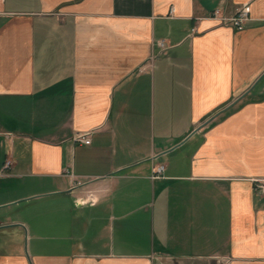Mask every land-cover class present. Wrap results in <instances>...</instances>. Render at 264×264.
Returning a JSON list of instances; mask_svg holds the SVG:
<instances>
[{"label":"crops","instance_id":"1","mask_svg":"<svg viewBox=\"0 0 264 264\" xmlns=\"http://www.w3.org/2000/svg\"><path fill=\"white\" fill-rule=\"evenodd\" d=\"M254 179L264 0H0V264H264Z\"/></svg>","mask_w":264,"mask_h":264},{"label":"built area","instance_id":"2","mask_svg":"<svg viewBox=\"0 0 264 264\" xmlns=\"http://www.w3.org/2000/svg\"><path fill=\"white\" fill-rule=\"evenodd\" d=\"M251 5L249 3L243 4L241 7H239L232 15L226 16L222 14L219 10H216L213 12L212 17L219 20L221 24L234 27L237 30H242L246 27V23L251 20ZM161 47H163V43L160 42L159 44ZM76 139L85 143L90 144L91 143V132L85 133V134H78L76 136ZM11 165V162L7 160L5 162V165L3 167V171L8 169ZM164 172H165V165L158 163L156 165H153L152 171L150 174V178L154 180L162 179L164 178ZM255 183V189L259 192L264 193V179H254ZM80 203H86L87 200H79ZM155 261H157V264H166L161 260V257L159 254H155L153 256Z\"/></svg>","mask_w":264,"mask_h":264},{"label":"water","instance_id":"3","mask_svg":"<svg viewBox=\"0 0 264 264\" xmlns=\"http://www.w3.org/2000/svg\"><path fill=\"white\" fill-rule=\"evenodd\" d=\"M167 151H169V150H167Z\"/></svg>","mask_w":264,"mask_h":264}]
</instances>
